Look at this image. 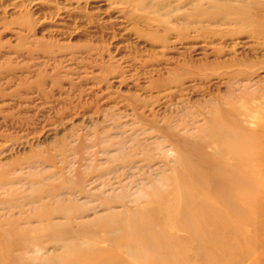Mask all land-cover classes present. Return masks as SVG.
Here are the masks:
<instances>
[{
  "label": "rangeland",
  "instance_id": "rangeland-1",
  "mask_svg": "<svg viewBox=\"0 0 264 264\" xmlns=\"http://www.w3.org/2000/svg\"><path fill=\"white\" fill-rule=\"evenodd\" d=\"M83 256L264 264V0H0V264Z\"/></svg>",
  "mask_w": 264,
  "mask_h": 264
},
{
  "label": "bare ground",
  "instance_id": "bare-ground-1",
  "mask_svg": "<svg viewBox=\"0 0 264 264\" xmlns=\"http://www.w3.org/2000/svg\"><path fill=\"white\" fill-rule=\"evenodd\" d=\"M247 139V138H246ZM248 140H250V139H248ZM254 140V139H253ZM252 140V141H253ZM234 142H235V144H239V143H241V137H236V138H234V140H233ZM247 142V141H246ZM256 142V141H255ZM254 141H253V143H255ZM249 143H251V142H249ZM250 145V144H249ZM254 145V144H253ZM249 148H251V147H249ZM261 148V147H260ZM252 149H253V147H252ZM236 152V151H235ZM234 152V153H235ZM238 186V185H237ZM236 186V187H237ZM238 188H240V186L238 187ZM236 190H237V188H236ZM237 193H238V190H237ZM44 219H46L45 217H44ZM32 245V244H31ZM146 245L150 248L151 247V244H149V243H147L146 242ZM30 247V246H29ZM28 248V247H27ZM26 248V249H27ZM31 249V248H30ZM82 255H83V253H82ZM80 258H82V257H80ZM84 259V264H110V261L108 260V259H102V258H99L98 256H97V258L95 257V256H87V257H85V256H83V258H82V260ZM81 260V261H82ZM77 264H82V263H77Z\"/></svg>",
  "mask_w": 264,
  "mask_h": 264
}]
</instances>
